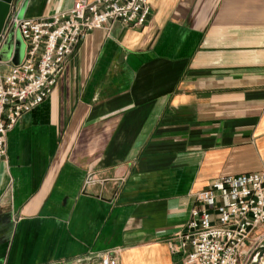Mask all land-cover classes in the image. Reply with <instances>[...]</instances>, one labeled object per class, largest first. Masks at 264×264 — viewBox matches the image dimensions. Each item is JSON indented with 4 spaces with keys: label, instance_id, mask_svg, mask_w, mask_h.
Here are the masks:
<instances>
[{
    "label": "crops",
    "instance_id": "obj_1",
    "mask_svg": "<svg viewBox=\"0 0 264 264\" xmlns=\"http://www.w3.org/2000/svg\"><path fill=\"white\" fill-rule=\"evenodd\" d=\"M75 2L29 0L25 18ZM150 4L144 27L89 33L8 134L0 264L181 262L197 194L264 174V0ZM262 244L264 224L247 251Z\"/></svg>",
    "mask_w": 264,
    "mask_h": 264
},
{
    "label": "built area",
    "instance_id": "obj_2",
    "mask_svg": "<svg viewBox=\"0 0 264 264\" xmlns=\"http://www.w3.org/2000/svg\"><path fill=\"white\" fill-rule=\"evenodd\" d=\"M24 3H11L0 35V55L12 31L26 46L21 65L0 61V162L8 157V134L52 96L66 62L89 33L116 23L141 28L151 15L150 0H76L70 11L49 19H21ZM196 200L179 244H171L172 253L182 257L174 264H246L251 254L247 240L264 224V174L219 178ZM99 257L98 264H120L116 251Z\"/></svg>",
    "mask_w": 264,
    "mask_h": 264
},
{
    "label": "water",
    "instance_id": "obj_3",
    "mask_svg": "<svg viewBox=\"0 0 264 264\" xmlns=\"http://www.w3.org/2000/svg\"><path fill=\"white\" fill-rule=\"evenodd\" d=\"M14 0H0V35L3 33L5 24L7 21L8 14L10 12L11 3ZM29 0H25L22 7L20 18L25 17V11L27 8ZM25 44L20 35V33L15 34L12 31L8 37L7 42L0 55L1 62H9L12 60L14 66H19L22 64L25 56ZM15 50L14 57L12 58L13 51ZM63 264V263H55ZM246 264H264V244L253 250L246 262Z\"/></svg>",
    "mask_w": 264,
    "mask_h": 264
},
{
    "label": "rangeland",
    "instance_id": "obj_4",
    "mask_svg": "<svg viewBox=\"0 0 264 264\" xmlns=\"http://www.w3.org/2000/svg\"><path fill=\"white\" fill-rule=\"evenodd\" d=\"M3 69V68H2ZM4 70V69H3Z\"/></svg>",
    "mask_w": 264,
    "mask_h": 264
}]
</instances>
